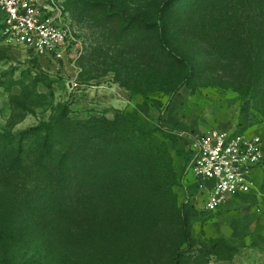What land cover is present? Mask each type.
Wrapping results in <instances>:
<instances>
[{
  "label": "rangeland",
  "instance_id": "obj_1",
  "mask_svg": "<svg viewBox=\"0 0 264 264\" xmlns=\"http://www.w3.org/2000/svg\"><path fill=\"white\" fill-rule=\"evenodd\" d=\"M58 1L73 35L62 55L40 57L0 35V131L17 136L62 113L79 121L131 115L163 142L161 156L169 157L175 178L182 174L174 194L178 207L190 203L193 246L165 206L158 207L164 212L159 224L134 207L128 210L134 221L120 227L119 206L91 191L85 204L72 205L73 199H58L42 183L36 190L30 178L0 174V264H174L177 254L181 264H264V162L250 193L213 211L206 210V192L187 170L195 139L210 130L233 125L264 144L260 60L252 63L253 74L243 62L246 47L235 57L217 50L227 21L241 39L250 35L249 23L259 26V14L244 6L261 0L173 2L164 18L168 36L193 63L195 77L171 93L168 85L180 83L186 72L168 66L149 28L165 0ZM234 247L239 253L227 260Z\"/></svg>",
  "mask_w": 264,
  "mask_h": 264
},
{
  "label": "trees",
  "instance_id": "obj_2",
  "mask_svg": "<svg viewBox=\"0 0 264 264\" xmlns=\"http://www.w3.org/2000/svg\"><path fill=\"white\" fill-rule=\"evenodd\" d=\"M174 1L165 0L155 22L149 26L156 34V50L167 60L168 66L186 72L180 83L168 85L167 92L170 93L195 77L193 63L173 45L164 22ZM244 7L259 14V26L249 23L253 26L250 35L241 39L233 24L227 21L225 32L219 33L223 37V47L217 50L235 57V51L246 47L245 66L256 74L252 63L260 60L257 72L264 80V0L259 5L249 2ZM61 115L52 124L41 125L17 136L0 131V174L25 180L30 178V182H35L36 190L42 183V189L58 199H73L72 205L85 204V193L91 191L94 198H104L119 206L115 223L120 227L134 221L135 217L128 212L134 207L139 212L148 213L144 218L151 225L159 224L160 217L164 216L160 210L165 206V211L174 213L180 235L187 246L192 247L191 216L187 211L190 203L185 201L178 207L174 194L175 186L182 187L183 177L181 174L175 178L169 157L167 154L161 156L164 146L156 132L142 129L129 114L118 113L113 121L98 118L79 121L67 114ZM160 166H164L162 172L158 170ZM88 172L92 175L89 180L86 178ZM58 204L60 201L51 202V205ZM215 240L229 243L221 237ZM238 253L234 247L227 260ZM180 257V254L176 255L174 264H181Z\"/></svg>",
  "mask_w": 264,
  "mask_h": 264
},
{
  "label": "built area",
  "instance_id": "obj_3",
  "mask_svg": "<svg viewBox=\"0 0 264 264\" xmlns=\"http://www.w3.org/2000/svg\"><path fill=\"white\" fill-rule=\"evenodd\" d=\"M0 35L40 57L62 55L73 43L65 9L58 0H0ZM263 162L260 137L213 129L195 139L187 170L206 192V210L213 211L250 193L256 184L255 171Z\"/></svg>",
  "mask_w": 264,
  "mask_h": 264
},
{
  "label": "crops",
  "instance_id": "obj_4",
  "mask_svg": "<svg viewBox=\"0 0 264 264\" xmlns=\"http://www.w3.org/2000/svg\"><path fill=\"white\" fill-rule=\"evenodd\" d=\"M232 127H230L229 126V128H227V131H230V132H234V133H237V134H240V135H242V136H245V137H251V136H254V135H252V134H250L248 131H246V130H244L243 128L241 129V128H237L236 126H233V125H231ZM258 173H259V171L256 173V175H255V182L257 183V178H258ZM247 195V194H246ZM243 196H245V195H243ZM242 197V196H241ZM238 198H240V197H234V198H232V199H230L229 200V202L227 203V205H229V204H231V203H233L234 201H232V200H234V199H238ZM226 205V206H227Z\"/></svg>",
  "mask_w": 264,
  "mask_h": 264
}]
</instances>
